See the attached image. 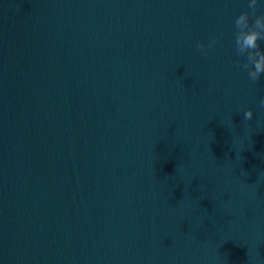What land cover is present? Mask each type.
Instances as JSON below:
<instances>
[{
	"label": "water",
	"instance_id": "95a60500",
	"mask_svg": "<svg viewBox=\"0 0 264 264\" xmlns=\"http://www.w3.org/2000/svg\"><path fill=\"white\" fill-rule=\"evenodd\" d=\"M243 12L264 3L0 0V264H47L264 113Z\"/></svg>",
	"mask_w": 264,
	"mask_h": 264
},
{
	"label": "clouds",
	"instance_id": "9594fccd",
	"mask_svg": "<svg viewBox=\"0 0 264 264\" xmlns=\"http://www.w3.org/2000/svg\"><path fill=\"white\" fill-rule=\"evenodd\" d=\"M264 3V0H248L250 9L255 10L258 4ZM236 34H235V49L238 55L247 54L250 62L248 71L249 78L255 82L261 76H264V52L259 51V40L264 36V17H257L255 21L250 20L249 13L243 12L235 19ZM216 43L212 39L208 43L211 48ZM197 47L203 54H207L203 45L198 44ZM248 67V65H245ZM260 106L264 107V98L259 101ZM253 110L247 109L244 112V118L252 119Z\"/></svg>",
	"mask_w": 264,
	"mask_h": 264
}]
</instances>
